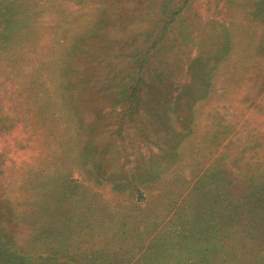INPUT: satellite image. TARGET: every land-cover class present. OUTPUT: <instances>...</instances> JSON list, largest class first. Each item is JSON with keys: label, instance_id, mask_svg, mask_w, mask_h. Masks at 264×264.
<instances>
[{"label": "rangeland", "instance_id": "374dc122", "mask_svg": "<svg viewBox=\"0 0 264 264\" xmlns=\"http://www.w3.org/2000/svg\"><path fill=\"white\" fill-rule=\"evenodd\" d=\"M0 264H264V0H0Z\"/></svg>", "mask_w": 264, "mask_h": 264}, {"label": "trees", "instance_id": "16d2710c", "mask_svg": "<svg viewBox=\"0 0 264 264\" xmlns=\"http://www.w3.org/2000/svg\"><path fill=\"white\" fill-rule=\"evenodd\" d=\"M108 28V26L106 27ZM103 28H99L98 29V32L99 34H104V32H102ZM112 30H115L114 27H112ZM91 30L89 31H86L85 33L83 34H90ZM82 34V33H81ZM125 34V33H124ZM102 38H104V36L102 35ZM137 38V37H136ZM136 38L134 36H131L127 41H125L124 39L120 40V43L122 46L126 45H130V43H136L135 40ZM106 38H104L103 40V44H105L103 46V49H107L109 47V44L110 42H107L105 41ZM134 41V42H133ZM126 43V44H125ZM75 46V44H74ZM75 48V47H73ZM136 56V53L135 55ZM87 57V56H86ZM92 57V56H91ZM100 57V56H98ZM72 59H70L69 61L71 62ZM150 68L147 67V71H149ZM107 75H112L113 78H116L118 76V74H116L115 72L114 73H111L108 72L106 73ZM157 77H162V75L160 73H158V76ZM132 78H135V76L133 75V73H128L126 76H125V81L124 83H119V84H115L113 86H115V88H110L109 90H107V92H105L104 95L100 96V99L96 100V102H98L97 106L99 108H95V113H99L100 111H105V112H111V114L113 113V110L115 111V109L117 110V108H113V106L111 107V105H113V103L115 102H112V103H109V101L112 100V98L115 96V95H121L120 97L123 99L125 98L127 100V103H130V100L131 98L134 96V91L136 89V86H132V83L134 80ZM140 77H137L135 79H139ZM137 82H135L136 84L139 83V85H142L144 87H142L140 89V92L139 90H137L139 93L141 94H144L145 96H148V95H151V94H154L152 93V90L150 91V88L151 87V84L148 82L147 84V81H139L136 80ZM158 83H162L160 81H158ZM148 85V87H146ZM206 85H208V82L206 83ZM194 87V85H187V89L184 90V92H182L181 94H178V95H173L171 94V92L169 94H163V109L161 111L163 112H171L172 114L175 113V110L176 112L177 111H181L182 113H186L187 115H190L191 117V114H192V108H193V105L195 103V100L198 99L199 97L196 96V94L193 92L192 88ZM148 89V90H147ZM143 90V92H142ZM140 94V95H141ZM206 94H199V96H204ZM142 96V95H141ZM144 97V96H143ZM176 103H180L179 105L176 104ZM105 104V105H104ZM111 107V108H110ZM159 107H160V103H158L156 106H152L150 111L149 110H144L143 113L145 114V116H147L146 118H148L150 120V125L148 128H157V127H160V124L156 121V118H154V114L153 113H161L160 110H159ZM155 111V112H154ZM117 113V112H116ZM125 114H121V117H123ZM191 119V118H190ZM184 123H188L190 122V120L185 119L183 120ZM135 124L137 123L134 122ZM138 125L140 126H137V128H142V125L140 124V121L137 123ZM98 127V126H96ZM135 127V126H133Z\"/></svg>", "mask_w": 264, "mask_h": 264}]
</instances>
